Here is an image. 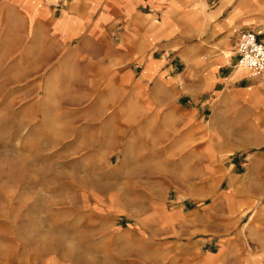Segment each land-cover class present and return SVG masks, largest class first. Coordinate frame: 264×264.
I'll return each instance as SVG.
<instances>
[{
    "label": "crops",
    "instance_id": "crops-1",
    "mask_svg": "<svg viewBox=\"0 0 264 264\" xmlns=\"http://www.w3.org/2000/svg\"><path fill=\"white\" fill-rule=\"evenodd\" d=\"M6 6L47 57L53 49L96 65L102 83L124 93L102 99L113 107L105 139L126 137L127 152L149 166L180 156L169 168L183 190L149 226L164 237L145 246L144 264H264V209L239 225L264 196V73L237 56L241 31L264 37V0H0ZM189 196L208 197L186 210Z\"/></svg>",
    "mask_w": 264,
    "mask_h": 264
},
{
    "label": "rangeland",
    "instance_id": "rangeland-1",
    "mask_svg": "<svg viewBox=\"0 0 264 264\" xmlns=\"http://www.w3.org/2000/svg\"><path fill=\"white\" fill-rule=\"evenodd\" d=\"M0 14V264H144L145 246L164 237L149 226L183 190L169 168L180 156L149 166L126 137L105 139L113 107L102 99L124 93L96 65L47 57L10 7ZM206 197L189 196L186 210ZM259 198L240 226L264 209Z\"/></svg>",
    "mask_w": 264,
    "mask_h": 264
},
{
    "label": "built area",
    "instance_id": "built-area-1",
    "mask_svg": "<svg viewBox=\"0 0 264 264\" xmlns=\"http://www.w3.org/2000/svg\"><path fill=\"white\" fill-rule=\"evenodd\" d=\"M238 64L256 74L264 73V37L255 29L240 32L237 44Z\"/></svg>",
    "mask_w": 264,
    "mask_h": 264
},
{
    "label": "bare ground",
    "instance_id": "bare-ground-1",
    "mask_svg": "<svg viewBox=\"0 0 264 264\" xmlns=\"http://www.w3.org/2000/svg\"><path fill=\"white\" fill-rule=\"evenodd\" d=\"M240 66H242V65H240ZM243 67V66H242Z\"/></svg>",
    "mask_w": 264,
    "mask_h": 264
}]
</instances>
